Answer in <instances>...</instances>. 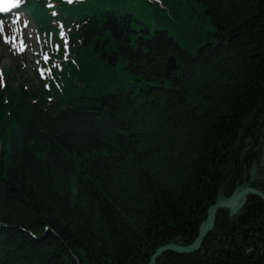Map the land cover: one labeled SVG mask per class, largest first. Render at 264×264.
I'll use <instances>...</instances> for the list:
<instances>
[{
	"label": "trees",
	"instance_id": "1",
	"mask_svg": "<svg viewBox=\"0 0 264 264\" xmlns=\"http://www.w3.org/2000/svg\"><path fill=\"white\" fill-rule=\"evenodd\" d=\"M163 1L154 9L182 29ZM194 2L214 27L194 54L166 31L134 28L131 9L152 8L144 1L61 9L85 23L73 78L87 90L65 79L47 108L43 91L6 87L0 264H147L160 247L190 245L219 191L232 193L237 141L264 86V0ZM120 64L134 84L88 94L117 79ZM263 210L258 200L231 219L219 211L198 253H166L156 264H264Z\"/></svg>",
	"mask_w": 264,
	"mask_h": 264
},
{
	"label": "rangeland",
	"instance_id": "2",
	"mask_svg": "<svg viewBox=\"0 0 264 264\" xmlns=\"http://www.w3.org/2000/svg\"><path fill=\"white\" fill-rule=\"evenodd\" d=\"M166 4L171 9L172 14L176 15L177 19L179 18L181 20H184L182 23L179 22L183 26L182 29L175 25H171L169 23L170 26H172V30L169 31L167 29V31L171 33L172 37L175 38V40L178 42V44L183 49L188 50L192 54L196 53V50L198 49L200 44L205 42L206 40L205 36L209 34L211 35L214 33V27L210 23H208V21L206 20V18H204L202 14V9H203L202 6L195 4L197 5V7L186 9V11H184V10H181L179 4L177 8L174 7L173 2L171 0L169 1L167 0ZM188 13L192 14L195 17L194 22L197 23L198 29H195V26H190L189 23H184L185 21L189 20V18L187 19ZM133 14H135V20L138 22L137 24H134V28L139 32L142 29L146 28L147 31H149L150 35H153L154 31L157 29L155 28L157 26L155 25L154 18L161 19V16H162L161 14H160L161 16L159 14L153 15L151 14V11L149 10H147V12H143V10L138 11L136 6L133 9ZM162 18L164 19V16ZM22 28L24 30V40L27 44H29V48L25 52L18 54L15 50H13L12 48L0 42V71L3 70L6 66H9L12 69V72L16 77H20L24 81H28L30 77L29 69L32 64V60H31L32 56L30 54L31 53L34 54L35 52L40 51L44 45V40L37 34L36 30L30 26V23L28 21L23 23ZM197 31L199 33H202V38L200 37V34ZM191 32L197 33V34L193 36H189V37L184 35V34H190ZM37 37H39L40 39V44H37ZM115 71L117 70L115 69ZM116 76H117L116 81H110L106 83L105 85H103L104 87L102 86V84H98V87L93 86L94 89L90 91L92 95L94 97L104 96V95L113 93L119 89H128L130 85L134 84L132 78L127 76L126 71L122 69L119 72H117ZM150 85H156V84L152 83ZM136 90L138 91V89ZM242 133L244 134V130ZM242 146L245 147L244 139L239 138V140L237 141V152L240 155V158H239L240 162H242L243 157L245 158L247 157L246 154H243L244 151L241 148ZM243 167L244 166L240 165V167L237 170V172L239 171V174H238L239 180L237 179V176H236L235 179L236 181H238V183L236 184V181H235L234 186L235 184L238 185L239 183H241L240 182V179L242 178L241 169H243ZM226 184H228V182H226ZM242 209L243 207H241L239 211H241Z\"/></svg>",
	"mask_w": 264,
	"mask_h": 264
},
{
	"label": "flooded vegetation",
	"instance_id": "3",
	"mask_svg": "<svg viewBox=\"0 0 264 264\" xmlns=\"http://www.w3.org/2000/svg\"><path fill=\"white\" fill-rule=\"evenodd\" d=\"M251 118H253V121L245 132V147L242 149L247 155L244 161V170L241 169L243 180L239 186L236 185L238 183L236 181L234 190L244 185L245 188L256 190L264 195V108L259 111L257 116H251ZM257 201V197L245 196L236 207L242 204L243 207L246 205L251 206ZM261 247H264V243L261 244Z\"/></svg>",
	"mask_w": 264,
	"mask_h": 264
},
{
	"label": "water",
	"instance_id": "4",
	"mask_svg": "<svg viewBox=\"0 0 264 264\" xmlns=\"http://www.w3.org/2000/svg\"><path fill=\"white\" fill-rule=\"evenodd\" d=\"M167 68L169 70H175V61L173 57L168 60ZM245 195H254L264 201L263 195L254 190L245 189L244 187L237 189L234 194L228 198H225L219 194L215 200V203L208 208L206 219L200 225L198 235L191 245L187 247H181L179 245L171 244L161 247L157 249L155 253L150 257L147 264H156V261L167 252L181 255H190L198 252L203 244L205 237L212 231L216 212H218V210H232L236 206L237 201Z\"/></svg>",
	"mask_w": 264,
	"mask_h": 264
},
{
	"label": "bare ground",
	"instance_id": "5",
	"mask_svg": "<svg viewBox=\"0 0 264 264\" xmlns=\"http://www.w3.org/2000/svg\"><path fill=\"white\" fill-rule=\"evenodd\" d=\"M133 1H135V0H133ZM161 1V3H162V5L161 6H159L158 5V2H157V0H154V2H153V4H152V8H151V10L150 9H148L149 11H151V14H153V15H155V14H161L160 16H161V19H159V18H154V22H155V25L157 26V27H155V28H157L155 31H154V33L153 34H155V32H157V33H161L162 31H166L167 32V36L168 37H172V35H171V33H169L168 31H167V29L169 30V31H171L172 30V26H170V24H169V22L167 21H165V19H163L162 17H163V12H157L154 8H155V6L157 5L159 8H162V6L164 5V1L163 0H160ZM172 2H173V6L174 7H176L177 8V6H178V4H179V6H180V8H181V10H184V11H186V9H191V8H194V7H197V5H195V4H197V3H195L194 2V4L192 3V0H171ZM136 2H138V1H136ZM147 3V2H146ZM134 7V6H133ZM203 9H202V14H204L203 13V11H204V7H202ZM132 10V12H133V9H131ZM165 10L169 13V14H171L172 13V11H171V9L170 8H168V7H165ZM188 16H187V19L189 18V20H187V21H185L184 23H189V25L190 26H195V29H198V25H197V23H195L194 22V19H195V17L192 15V14H190V13H188L187 14ZM184 20H181V19H179L178 18V22H180V23H182ZM149 32V31H148ZM184 35H186V36H193V35H195V34H193L192 32L190 33V34H184ZM200 37L202 38V33H200ZM172 39L176 42V43H178L176 40H175V38L174 37H172ZM205 42H203L202 44H204ZM202 44H200V46L202 45ZM171 57H173V56H170L169 58H168V60L171 58ZM174 58V57H173ZM167 63H168V61H167ZM122 69V66H121V64L120 65H118L117 67H116V70H117V72H119L120 70ZM171 71H173V70H171ZM117 79H114V80H112V81H116ZM106 84V83H105ZM105 84H102V86L103 85H105ZM104 87V86H103ZM91 88V87H90ZM63 108H65V106L63 107ZM258 108L261 110V109H263L264 108V86H263V89H262V91H261V95H260V99H259V105H258ZM259 110V111H260ZM259 111L258 112H255V114L253 115V114H251L253 117L254 116H257V114H259ZM252 121H253V118H251V117H249L248 119H246L245 121H244V123H243V130H245L244 128H246V127H250V125L252 124ZM45 129H46V126H44V128H40L38 131H45ZM243 154H245V152L243 153ZM244 161H245V159L244 160H242V162H240V165L241 166H244ZM81 167H83V164L81 163ZM237 179H239V176L237 175ZM243 180V177L240 179V182ZM240 184V183H239ZM234 192L235 191H232V194L231 195H233L234 194ZM258 200H261V198H259L258 197ZM218 211H221V210H218ZM223 211H226V210H223ZM227 212H229V211H227ZM206 218V217H205ZM213 229V228H212ZM211 233V232H210ZM210 233L208 234V235H210ZM207 235V236H208ZM206 236V237H207ZM205 237V238H206ZM167 253H170V252H167ZM178 255H181V254H178ZM190 255H193V254H190Z\"/></svg>",
	"mask_w": 264,
	"mask_h": 264
},
{
	"label": "snow or ice",
	"instance_id": "6",
	"mask_svg": "<svg viewBox=\"0 0 264 264\" xmlns=\"http://www.w3.org/2000/svg\"><path fill=\"white\" fill-rule=\"evenodd\" d=\"M72 0H69L71 3ZM19 3V0H0V12H6L9 9L16 7Z\"/></svg>",
	"mask_w": 264,
	"mask_h": 264
}]
</instances>
